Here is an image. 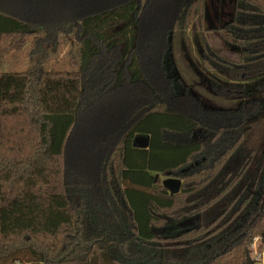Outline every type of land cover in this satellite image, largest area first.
<instances>
[{
  "label": "trees",
  "instance_id": "trees-1",
  "mask_svg": "<svg viewBox=\"0 0 264 264\" xmlns=\"http://www.w3.org/2000/svg\"><path fill=\"white\" fill-rule=\"evenodd\" d=\"M188 32L209 94L178 68ZM61 36L76 70L44 67ZM29 41L37 63L2 71ZM257 238L264 4L211 22L206 0H0V264H253Z\"/></svg>",
  "mask_w": 264,
  "mask_h": 264
},
{
  "label": "rangeland",
  "instance_id": "rangeland-1",
  "mask_svg": "<svg viewBox=\"0 0 264 264\" xmlns=\"http://www.w3.org/2000/svg\"><path fill=\"white\" fill-rule=\"evenodd\" d=\"M264 4V0H257ZM208 17L210 21H227L231 17V0H206ZM209 20V19H208ZM178 43L176 45L177 65L186 80L193 83L197 90L207 94L210 92L208 79L203 78L206 84H203L199 77L197 68L200 64L195 36L192 32L185 35H178ZM30 41L22 47L9 52L2 61L1 70L4 72H19L28 69L37 63V58L29 54ZM79 48L75 41L69 36H61L55 44L48 46V59L44 62V67L52 72H65L76 70L78 67ZM200 73V71H199ZM203 77H206L205 75ZM209 98V97H208ZM219 103L220 100H215ZM157 183H163L168 177L158 172H153ZM195 219H186L177 221L166 229L167 234H174L189 225H194ZM260 238L255 239L251 245L253 264H264V251L260 252L258 246Z\"/></svg>",
  "mask_w": 264,
  "mask_h": 264
},
{
  "label": "water",
  "instance_id": "water-1",
  "mask_svg": "<svg viewBox=\"0 0 264 264\" xmlns=\"http://www.w3.org/2000/svg\"><path fill=\"white\" fill-rule=\"evenodd\" d=\"M134 146L137 147H147L149 145V137L147 135L139 134L135 137ZM181 180L176 177H168L164 180L163 185L169 189V191L173 194H176L180 191L181 188Z\"/></svg>",
  "mask_w": 264,
  "mask_h": 264
},
{
  "label": "crops",
  "instance_id": "crops-1",
  "mask_svg": "<svg viewBox=\"0 0 264 264\" xmlns=\"http://www.w3.org/2000/svg\"><path fill=\"white\" fill-rule=\"evenodd\" d=\"M26 70H27V69H26ZM24 71H25V70H24ZM19 72H21V71H19ZM193 219H195V222H196V223H198V221H197V219H196V218H193Z\"/></svg>",
  "mask_w": 264,
  "mask_h": 264
},
{
  "label": "built area",
  "instance_id": "built-area-1",
  "mask_svg": "<svg viewBox=\"0 0 264 264\" xmlns=\"http://www.w3.org/2000/svg\"><path fill=\"white\" fill-rule=\"evenodd\" d=\"M253 245L255 246V244L253 243ZM256 251H258V250H256Z\"/></svg>",
  "mask_w": 264,
  "mask_h": 264
}]
</instances>
